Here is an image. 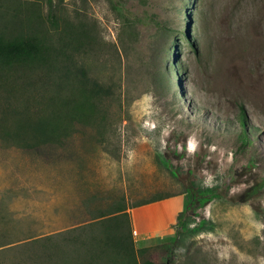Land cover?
<instances>
[{"label":"rangeland","instance_id":"1","mask_svg":"<svg viewBox=\"0 0 264 264\" xmlns=\"http://www.w3.org/2000/svg\"><path fill=\"white\" fill-rule=\"evenodd\" d=\"M27 1L40 2L44 15L49 8L48 0ZM112 1L117 0H51L50 4L58 16L57 25L94 20L104 41L115 42L118 23ZM147 2L149 12L178 31L187 26L195 41L194 49L179 34L176 56L170 57L171 94L178 102L161 89L144 90L143 80L130 83L133 97L122 107L131 120L120 125L121 145L116 140L110 145L120 147V153L112 158L97 151L92 159L87 148L78 149L85 156H79L88 168L85 175L93 169V187L107 195L116 190L129 205L174 194L158 200L166 202L163 206L170 219L182 208L185 187L217 186L221 199L189 211L184 218L187 227L207 219L215 229L185 234L174 264H264V216L255 217L252 212L253 206L264 209V196L251 204L237 201L243 189L264 173V0H196L193 8L182 0ZM137 3L133 0L132 5ZM1 15L0 10V19ZM6 74L0 73V103L26 105L21 99L33 97L28 82L34 75ZM241 109L252 143L244 148L238 137ZM210 122L219 130L208 126ZM157 153L165 156L175 176L157 161ZM36 156L0 138V264H61L65 257L72 264H88L91 256L77 253L84 243V234L80 235L88 229L87 220L77 219L86 217L76 204L77 176L67 170L70 166L64 156L55 157L58 165L51 161L47 168L35 170L30 163ZM17 171L31 172L19 176ZM12 176L22 178L23 184L21 179L12 181ZM90 188L86 184V192ZM58 204H66L63 207L69 209L71 220ZM118 228L126 231L125 225ZM179 228L175 221L169 237Z\"/></svg>","mask_w":264,"mask_h":264},{"label":"trees","instance_id":"2","mask_svg":"<svg viewBox=\"0 0 264 264\" xmlns=\"http://www.w3.org/2000/svg\"><path fill=\"white\" fill-rule=\"evenodd\" d=\"M48 1L49 8L44 15L40 2L0 0V73L34 75V80L28 82L33 97L28 101L21 99L26 105L10 107L8 100L5 105L0 103V138L29 154L37 155L30 163L35 170L43 169V166L47 168V163L51 161L58 165L59 161L55 157L67 158L70 166L67 170L77 176L74 186L79 213H83L87 207L90 209L95 200L101 203L108 199V204H100L97 209L98 216H104L123 211L127 206H139L173 196L156 195L129 205L124 195L114 193L116 190H111L107 195L93 187L96 184L92 179L93 169L85 175L84 170L88 169L82 166L85 156L78 149L87 148L92 153V159L97 157V151L107 156L111 154L112 158L119 155L120 147L111 149L110 145L113 140L121 145L123 128L120 125L131 120L122 105L128 97H133L130 96L132 82L137 84L139 80L145 81L143 88L148 92L154 89L166 91L177 104L176 95L171 94L173 62L170 57L176 56L179 34L195 49L189 29L186 26L183 31H178L169 21L149 12L147 0H137L136 6L132 5L133 0H117L111 2L118 23L116 40L107 42L100 35L94 20L78 19L73 24L64 22L62 26L57 25L58 16L52 9L51 0ZM182 1L189 3L191 8L195 7L196 0ZM185 15L189 21V14ZM179 68L176 65V69ZM237 119L242 128L238 136L240 146H250L252 143L246 134L243 109ZM209 124L216 130L215 124ZM78 138H81L79 145ZM156 159L175 176V171L162 153H157ZM24 172L31 171L15 173L22 176ZM20 179L12 176L11 180L19 183ZM86 184H91L90 192H86ZM182 194V209L176 216L180 228L176 229L173 239L138 249L136 252L140 264H174L177 245L183 242L185 234L195 235L215 229V224L207 219H200L192 227H187L184 218L189 211L221 199L219 188L191 185L185 187ZM263 196L264 173L243 189L237 201L251 204L254 198ZM87 202L91 204L87 205ZM59 205L65 213L69 211L63 207L66 204ZM75 205L72 203V208ZM87 212L91 214L90 210ZM252 212L255 217L264 216L262 208L253 206ZM67 217L70 219L73 216L68 212ZM85 218L77 217L80 222L89 220ZM126 231L131 236V229L126 227ZM262 233L264 235V228ZM104 241L109 242L106 239ZM134 261L139 264L137 259L134 258ZM72 263L65 257L61 264Z\"/></svg>","mask_w":264,"mask_h":264},{"label":"crops","instance_id":"3","mask_svg":"<svg viewBox=\"0 0 264 264\" xmlns=\"http://www.w3.org/2000/svg\"><path fill=\"white\" fill-rule=\"evenodd\" d=\"M181 199L183 201V198ZM107 203L108 201L102 200L100 204L103 206ZM165 203L154 201L139 206H127L123 211L104 216H98L97 209L100 204H93L90 209L87 207V210L91 211V214L87 210L84 211L89 219V230L80 235L82 237L84 234V243L78 247V252H81V255L86 252L91 256L88 264H135L134 258L140 264V257L136 252L138 249L161 244L169 238L173 239L175 235L174 232L169 237V227L175 223V216L182 208L180 206L170 219L169 210L163 206ZM122 225L131 229V236L127 231L119 230L118 227ZM105 239L109 242H105ZM93 257L97 262H94Z\"/></svg>","mask_w":264,"mask_h":264},{"label":"clouds","instance_id":"4","mask_svg":"<svg viewBox=\"0 0 264 264\" xmlns=\"http://www.w3.org/2000/svg\"><path fill=\"white\" fill-rule=\"evenodd\" d=\"M193 147H194V145H192V144L190 143V149L193 148Z\"/></svg>","mask_w":264,"mask_h":264}]
</instances>
